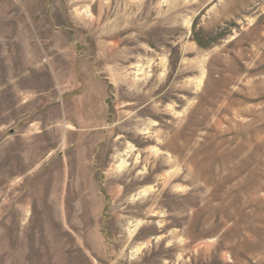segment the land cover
<instances>
[{
	"label": "rangeland",
	"instance_id": "1",
	"mask_svg": "<svg viewBox=\"0 0 264 264\" xmlns=\"http://www.w3.org/2000/svg\"><path fill=\"white\" fill-rule=\"evenodd\" d=\"M0 264H264V0H0Z\"/></svg>",
	"mask_w": 264,
	"mask_h": 264
}]
</instances>
